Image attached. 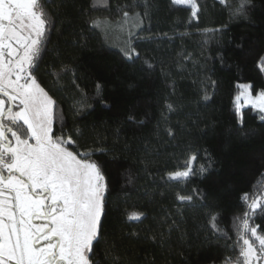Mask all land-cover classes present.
<instances>
[{"label": "trees", "instance_id": "16d2710c", "mask_svg": "<svg viewBox=\"0 0 264 264\" xmlns=\"http://www.w3.org/2000/svg\"><path fill=\"white\" fill-rule=\"evenodd\" d=\"M239 2L197 0L192 17L172 0H48L51 26L33 74L62 117L55 134L71 135L73 151L97 150L91 159L107 184L94 244L101 264H112L106 250L121 264H225L239 255L240 220L252 199H264V120L247 106L241 123L234 98L241 83L264 90V0L234 15ZM125 11L133 21L139 13L138 27L124 23ZM129 31L139 54L131 59L121 51ZM193 155V174L169 180ZM134 212L140 220L129 219ZM250 224L264 232V211Z\"/></svg>", "mask_w": 264, "mask_h": 264}, {"label": "snow or ice", "instance_id": "6c2138e0", "mask_svg": "<svg viewBox=\"0 0 264 264\" xmlns=\"http://www.w3.org/2000/svg\"><path fill=\"white\" fill-rule=\"evenodd\" d=\"M104 2L96 0V5ZM219 2L227 6V0ZM47 3L0 0V264H101L94 258V244L102 236L107 184L101 164L91 159L97 150L73 151L71 146L77 142L71 135L55 134L54 124L62 117L57 116L56 101L33 74L51 26ZM172 3L189 7L192 17L198 15L197 0ZM247 4L248 0H240L233 14H242ZM134 17L135 21L123 12L124 23L138 27L139 13ZM92 24L108 27L106 20ZM132 36L129 31L121 49L128 59L139 55ZM237 87L234 107L241 123L245 106L264 113V90L254 96L253 85ZM96 91H102L100 83ZM168 108L172 110V105ZM195 159L191 156L185 169L169 173L168 179L186 180L193 174ZM177 199L191 201L192 197L178 195ZM244 199H249L247 194ZM248 208L238 227L239 255L235 260L226 258L225 264L264 260V232L250 224L256 210L264 211V199H252ZM142 216L134 212L129 219ZM214 221L213 216L210 223L215 229ZM105 255L112 264H121L114 250H106Z\"/></svg>", "mask_w": 264, "mask_h": 264}, {"label": "rangeland", "instance_id": "374dc122", "mask_svg": "<svg viewBox=\"0 0 264 264\" xmlns=\"http://www.w3.org/2000/svg\"><path fill=\"white\" fill-rule=\"evenodd\" d=\"M105 31H106V33H107L108 35H110V33H109L108 30L105 29ZM115 34H116V35H120L119 32H116ZM241 84H250V83H241ZM252 94H253L254 96L256 95V94L253 93V92H252ZM245 107H247V106H245ZM245 107H243V108H245ZM243 108H242V110H243ZM257 110H258V109H257ZM261 114L264 115V113H261ZM257 264H264V260L258 261Z\"/></svg>", "mask_w": 264, "mask_h": 264}]
</instances>
